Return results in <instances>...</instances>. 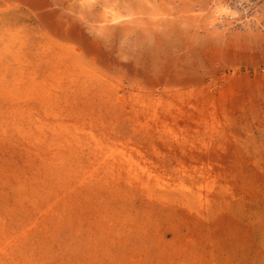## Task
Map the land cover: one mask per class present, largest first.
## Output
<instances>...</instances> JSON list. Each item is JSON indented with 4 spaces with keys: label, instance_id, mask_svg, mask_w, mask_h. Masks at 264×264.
Here are the masks:
<instances>
[{
    "label": "rangeland",
    "instance_id": "rangeland-1",
    "mask_svg": "<svg viewBox=\"0 0 264 264\" xmlns=\"http://www.w3.org/2000/svg\"><path fill=\"white\" fill-rule=\"evenodd\" d=\"M57 1L58 7H53L62 6L58 10L65 12L59 17L72 18L89 39L99 43L92 45L107 52L99 60L120 61L133 69L171 64L164 71L181 77L177 82H184L183 88H177L186 89L184 93L188 92L194 105L179 102L172 110L138 111L81 101L80 105L64 103L47 110L15 105L0 96V264H264V0L247 1L239 8L230 19L238 25L233 30L221 27L220 18L226 11L210 8L211 0H160L173 10L170 22L166 18L168 29L164 22L160 26V36L168 33L165 41V37L163 41L158 37V31L157 40L158 28L153 34L150 30L151 37L150 31L140 30L143 27L128 31L125 37L121 28L122 33L114 29L116 33L112 30L108 39L106 32L99 35L89 28L91 25L82 23V0ZM135 1L130 2L137 10L143 8L146 15L152 12L149 3L143 7ZM202 2L207 5L202 9L208 11L197 13L200 20L194 19L188 10L201 8ZM237 6L241 7L240 3ZM245 7L247 11L240 12ZM123 12L126 14V9ZM146 15L135 17L147 20L151 15ZM226 15L228 18L229 13ZM25 19L24 23L7 25L1 33L9 40L11 51L18 45L12 42L35 35V13ZM177 24L183 27L180 31ZM146 36H155L156 43L178 45L170 49L162 43L165 49L160 51V43L156 47ZM143 40L148 41L146 46ZM132 46L138 49L132 50ZM121 48L128 62L119 57ZM146 48L148 53L142 51ZM157 50L160 54L152 56ZM29 52L33 53L28 51L26 57L33 58ZM148 54L154 58L151 62ZM175 54L180 58L177 55L175 59ZM139 55L150 64L142 63ZM174 59L180 60L179 68ZM117 78L126 84L128 74L116 75L119 82ZM185 95L181 98L188 100ZM75 134L143 149L147 162L167 184L179 182L177 170L185 160L195 179L182 175L206 197V205L198 210L186 207L185 211L153 205L143 189L127 185L122 175L108 173L99 165L93 167L84 154V150L90 151L88 146L67 142ZM79 157L83 159L78 161ZM201 169L207 174L202 175Z\"/></svg>",
    "mask_w": 264,
    "mask_h": 264
},
{
    "label": "bare ground",
    "instance_id": "bare-ground-1",
    "mask_svg": "<svg viewBox=\"0 0 264 264\" xmlns=\"http://www.w3.org/2000/svg\"><path fill=\"white\" fill-rule=\"evenodd\" d=\"M39 1L41 2V0H0V36H1L0 39L4 37L5 34L2 37L1 33L3 34V31L6 30V29L4 30V27H6L7 25L9 24L11 25L13 23L14 24L24 23L27 20L25 19L26 16H29L30 14H32V12L35 13L36 18L38 19V22L34 24L36 25V28L34 30L35 31L34 36L30 38L29 35L27 34L24 38L19 39L18 42L14 41L11 43V44H18L17 49L15 47L12 51L11 48L9 49V47L7 46L9 45V40H7V38H5L6 40L4 38L0 40V96H4L6 99H10L11 101L14 102L15 105H20L22 107H35V108L37 106L38 107L42 106V108L47 110L57 108L61 105H64V103L67 105L69 104L78 105L79 102L81 101L82 102L80 104L87 103V104H91V106L97 104L103 107H109V108L120 107L124 109L131 108L132 110H138V111L155 110L157 108H166L168 110H172L178 107L179 102L182 103L181 105L192 104L191 100H189L191 97L189 98L190 95L188 94V92H186L187 94L184 93L187 90L185 89V91H183L184 89H182L184 82L182 83V85L181 84L179 85L177 82V79L181 77H179L178 74L174 73L173 71H169V72L164 71L165 67H167V65L169 66V64L165 66L162 63H160L162 67L159 69V66L161 65L158 63L159 64L158 67H155V65L157 64L153 65L154 64L153 62H156L154 60L152 61L153 66L143 64L144 68L141 67L142 69H140L138 67L139 69H137V67H134L133 69V67H130L128 64H124L120 61L119 62L109 61L106 58H104V60L102 59L99 60V58L105 57L107 55L105 54L106 52L105 49L103 48V50L105 51L103 52L102 50H100V47L99 49H97L94 45H92L99 43L97 41L89 39L87 37L88 35L86 36L83 33L82 29L78 28L76 24L73 23L72 18L71 20L70 19L64 20L63 16H62L63 19L59 17L60 16L59 13L61 14L63 10H61V12L58 10L59 8L61 9L62 6L59 7L58 9L57 8L55 9L53 7L58 5L57 0H42V3H39ZM82 1H83L82 2L83 7L82 10L79 11L81 15L80 17L84 19V21L83 19H81V21H83L82 23L86 22L85 25L86 24L91 25L89 28L93 29V31L94 30L98 31L99 35L100 33H102L101 35L103 34L105 35L104 32H106L107 37L110 35V34L108 35V33H110L114 29L115 30L119 29L117 30L118 32L123 30L124 33L123 35L125 37V33H127L128 31L131 30L137 31L138 29L136 28L143 27L140 30L143 29L147 31L151 30L152 34L154 33L153 31L156 28H158V30L157 29L155 30L156 38L158 40V37L160 36L159 32L163 31L162 30L163 28L162 27L160 28V26H162V22H164V25L167 28L169 24L166 18L169 17L168 20L170 22V16H173L172 15L173 12L172 13L170 12L173 10L169 9V6L167 8L166 7L167 5L165 3L162 4L160 0H159L160 3L157 2V4H154V2H156L154 0H136L137 2L135 1V3H137L138 5L142 4L143 7L148 3H149L148 5H151L152 8L151 7L149 8V6H147V8L152 9V12L148 11L147 14L151 15L152 17L150 16L151 18L149 17L147 20H145V18L143 17H138V16L135 17L136 15H142V16L146 15L144 14V12L146 13V11H142L143 8L137 10L136 4L130 2L131 0H82ZM247 1H251V0H211V3L208 4L209 6L211 5L210 8L216 7L220 9L221 12L226 11V13L223 14L220 18L221 19L220 25L223 28L227 27L228 30H233L238 25H234V22L230 21V19L234 18V16L238 13L239 8L244 7V5L248 3ZM239 3L241 7L237 6V4ZM40 4L42 6H40ZM197 4L195 5L197 6ZM203 4L205 5L204 2L200 4L201 8L197 7L199 8L198 10L197 8L196 9L193 8V6L192 8H190L189 5L191 6V4L189 3H188V8H190V10H188V8L185 7L187 5L183 7H185L184 8L185 10L187 9L188 11H190V13H192L190 14L191 16L194 15L192 16L194 19L195 18L201 19L202 12L204 13V11L206 10L205 8L207 7V5L204 6ZM20 5H24L25 8L20 7ZM202 5L205 7L204 9H202L203 7ZM91 8H95V9H91ZM123 8L126 9L127 11V13L125 12L126 14H123L124 13L123 11H125V9L123 10ZM182 8H180V11H182L181 10ZM120 9H122L123 11L121 12ZM246 9H248V7L243 8V10H240V12L241 11L246 12L247 11ZM36 10L38 12H35ZM184 12L188 13L187 11ZM180 13L181 12H179V14ZM197 13H200L201 15L200 14L198 15ZM228 13H229L228 15L229 17L226 18L227 17L226 14ZM182 14L183 12L181 13L180 16H182ZM63 15L65 16V12L63 13ZM148 15H146V17ZM183 16H185V14ZM189 16L186 17L190 18ZM192 17L190 19H193ZM175 18L176 17H174L173 19ZM187 22H189V19ZM223 22L225 23L223 24ZM90 23H95V24H90ZM146 24H150L153 30L152 28L147 29L149 28V25ZM152 25L153 26L157 25V27L156 26L153 27ZM181 25H179V27L177 26L178 30L179 28H183ZM159 28L161 30H159ZM115 30L112 32H115ZM140 30L138 32H140L143 36L144 33H142ZM174 30L175 27L173 31ZM178 30H176V32ZM10 31L12 32V29ZM151 31L150 33H148V36L151 34ZM157 31L159 35L157 34ZM12 33L13 34H10L11 39L12 36L14 35V32ZM119 33H122V31ZM119 33L118 36L120 37ZM166 33H164L165 34L164 41L166 40L167 38L166 36L168 35V33L167 35ZM176 34H178V32ZM111 36L115 37L113 35ZM148 36H146V39L148 38ZM173 36H170L169 39L176 37ZM151 37L148 38L149 42H152L151 41L152 39L154 41L155 36H153V38ZM164 37L162 35L159 38L162 40ZM121 38L123 39V36H121ZM127 39L124 38V41H126ZM143 39H145V37H143ZM61 40L68 41L70 44L68 46L61 45L63 44ZM157 40H155L152 43L153 44L156 43ZM141 41L142 39L140 40V42ZM144 42L142 43L144 44ZM147 42H145V46ZM158 42L154 44L156 47L158 45ZM111 43L112 41H110V44ZM152 43H148V44H152ZM159 43L160 45L158 46L157 49H160L159 47H163V49L162 48L160 49L161 51L165 49L164 45L168 44L169 41L168 43L162 42L164 43L163 46L161 42ZM174 43L175 42H173L172 44ZM28 44H32V46H29ZM50 44L52 45L58 44V45L52 46ZM85 44H91L92 46H86ZM172 44L170 45L168 44L166 46H170L171 49V47L175 46V45L172 46ZM177 45L178 44H176V46ZM133 46H132V50L134 48L136 50L138 49V47L133 48ZM5 47H8L6 48V51L3 50V48ZM141 47L142 46H140L139 48ZM151 47L153 46L151 45ZM141 49H139L140 52ZM154 49L156 50V48ZM173 49L174 48H172V51ZM147 50L148 49L146 48V50H142V51L148 53L149 50L148 51ZM166 50H169V48H167ZM28 51H33V53L29 52L30 54L34 55L33 58L26 57ZM121 51L122 48L120 49V54L122 55L119 54L120 56L119 55L118 56L119 57L124 56L123 60L127 59L128 62L129 61L128 58H125L126 53L123 54L124 52L121 53ZM160 51H158L157 53L153 52V54L151 51V54L152 56H154L158 53L160 54ZM126 52L128 53L129 50H126ZM135 53L137 52L135 51ZM133 54L134 52L132 53V55ZM167 54L165 52L166 58H168L167 56H169ZM173 55L169 57V60ZM177 55L175 54L174 56L175 59H177L176 58ZM179 55H181V53ZM179 55H178V59L180 58ZM149 56H150L149 62H151L152 57L151 55ZM140 57L141 59L143 58L144 60V62L141 61L142 63L150 64L145 61L143 55H139V59ZM135 58L137 60V57H135L134 55V60ZM158 58L156 57L155 59ZM175 59H174V64L175 61H177ZM130 60L132 61L133 59ZM181 60H183V58ZM179 61L176 62L175 64L176 67L180 66ZM172 67L175 66H173L172 64ZM129 71H131V73ZM124 72H127L126 74H128V78H126L128 79L127 81L128 84L126 83L127 85L125 84L126 80L124 81L125 84L124 85L122 84L123 81L120 82L117 78L119 82H116L115 79L116 75H122V77L123 75H126L124 74ZM109 73L111 75H109ZM118 77L120 79L121 76ZM180 82H182V80ZM178 85L182 87L181 90L183 91L184 95L186 94L188 96L187 97L188 100H186L185 97L181 98L184 95L181 96L183 93H181V90L180 91L178 90L177 88ZM179 92L181 93L180 95L181 99L178 96ZM178 98L180 99V101L178 100ZM205 101L206 99L204 100L203 103H205ZM213 103H215V101H213ZM192 105H194V103ZM199 105L201 107V104ZM184 107L187 106L184 105ZM67 142L69 144L76 143L79 146H83V145L88 146L90 151L87 152L84 150V154L87 156L89 160H91L93 167L99 165L108 173H115L122 175L125 181L127 182V185L129 184L135 189L138 188L143 189V191L149 197V202L152 203L153 205H157L158 203H160L159 205L161 207L169 211L175 208L176 209L178 208V210L179 208H184L185 211L187 209L186 207H188L190 210L193 209L198 210L199 208H203V206L206 205V201H207L206 197H204L199 190H196L195 188L191 187V185H189L186 182V177L182 175L186 173L189 177L195 179L194 172L189 170L187 165H185V163L183 162L185 160H183L182 162L180 161L178 167L179 169L177 170V172L180 175L179 182L173 184H167L166 182L163 181V179H161L163 176H159L160 172L155 167L151 166L152 163L147 162L145 152L141 148H138L136 146H131L129 145V143H125V142L110 144L109 142L106 141V138H101V137L92 136L90 138L85 139L84 137L81 136L78 137V135L76 134L73 136V138H71ZM170 143H174V142L170 141ZM82 159L83 158L79 157L78 161H81ZM95 170H97V168H95ZM199 172H201L202 175L207 174V172L204 169L199 170ZM140 192L141 191H139V193Z\"/></svg>",
    "mask_w": 264,
    "mask_h": 264
}]
</instances>
